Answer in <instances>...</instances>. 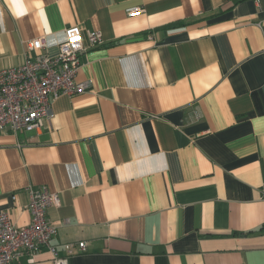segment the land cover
<instances>
[{"label": "crops", "instance_id": "crops-1", "mask_svg": "<svg viewBox=\"0 0 264 264\" xmlns=\"http://www.w3.org/2000/svg\"><path fill=\"white\" fill-rule=\"evenodd\" d=\"M71 26L105 40L88 89L0 133V211L24 226L29 187L58 192L59 255L87 243L68 264H264V0H0V71Z\"/></svg>", "mask_w": 264, "mask_h": 264}, {"label": "built area", "instance_id": "built-area-1", "mask_svg": "<svg viewBox=\"0 0 264 264\" xmlns=\"http://www.w3.org/2000/svg\"><path fill=\"white\" fill-rule=\"evenodd\" d=\"M144 12L141 7L128 9L129 16ZM89 45L83 41L80 26L61 31L56 39L49 35L26 41L27 54L22 65L0 71V133L19 134L40 129L54 116L53 101L62 95L74 96L88 89V84L78 80L82 55L89 47L105 43L102 32H88ZM55 48L56 53H51ZM28 210L31 222L18 226L8 211H0V264H13L24 253L48 250L54 264H68L69 258L87 251V243H67L66 252L59 255L54 243L58 226L47 214L50 206H60L58 192L47 187L28 189ZM16 197L13 196V199Z\"/></svg>", "mask_w": 264, "mask_h": 264}]
</instances>
